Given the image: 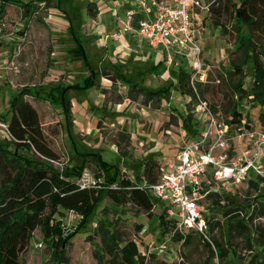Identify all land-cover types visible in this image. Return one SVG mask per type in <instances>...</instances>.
<instances>
[{
  "label": "rangeland",
  "instance_id": "obj_1",
  "mask_svg": "<svg viewBox=\"0 0 264 264\" xmlns=\"http://www.w3.org/2000/svg\"><path fill=\"white\" fill-rule=\"evenodd\" d=\"M18 1L32 3V7L24 16L22 8L6 6L5 16L10 20L7 21L5 36L0 44V119L9 121V101L23 87H29L33 94L38 92L43 95L44 99L41 100L31 97H26V100L36 108L43 133L59 156V161L54 162L55 166H65L69 157L71 165H74L82 164L85 159L97 161L99 156L102 162L112 167L108 176L114 175L118 169L119 176L132 181L142 172V163L150 159L155 161L158 168L164 169L189 140L182 128L187 114L192 113L193 119L200 124L196 120V109L203 101L207 109L209 107L224 121L234 120L232 111L235 110L248 129L259 130L260 125H264L260 119L264 106L253 100V93L240 98L242 93L234 89L233 84L241 76L229 74L228 68L231 62L239 61L241 55L234 52V34L229 21L223 22L226 24V32L222 33L210 20L208 12L195 11L200 19H206L204 31L200 30L196 22L193 28L204 46L203 59L212 68L209 83L196 88L198 93L200 91L197 101L191 103L189 96L173 90L171 85L176 86L179 77L178 67L188 69L187 61L175 58L178 66L163 65V71L168 73H165L163 87L171 91L167 92L160 104H148L140 95H137L135 102L127 99V91L120 87L113 89L110 86L104 91L98 86L95 90V31L92 26H95L97 16V0H56V3L54 0ZM200 1L206 5L216 0ZM118 14L125 16V13ZM111 18V11L102 17L107 23L111 22ZM105 33H110V30H105ZM79 43L84 57L79 55L82 59L76 65L77 56L73 50ZM260 63L264 66V55L260 56ZM75 66L79 69H75ZM105 66L107 63L103 64ZM251 68L250 63L243 67L242 89L246 93L254 85ZM90 72L94 80L92 87H72L77 84L82 86ZM103 76L106 78L110 75L104 71ZM155 79L159 86L160 79L153 77L152 81ZM215 79H219L220 83H212ZM58 89L65 93L66 100L70 97L78 102L75 113L82 116L86 113V120L77 122L75 117L74 123L73 119L70 125L66 122L62 105L53 103ZM104 98L113 104L116 101L122 102V115H108L109 118L104 119L99 112L96 113L95 102L99 109H114L103 102ZM21 155L29 156L27 152H21ZM87 165L83 175L87 179H100L104 182L105 174L100 167L92 162ZM155 173L158 175L159 170ZM257 181L245 182L238 189L221 188L220 192L225 193V196L216 195L202 201L206 217L212 218L215 223L212 237L228 251L227 262L234 259L240 264H255L264 247V218L247 221L252 208L258 206L260 195H264V183ZM164 207L169 205L157 203L151 211L145 212L130 203L114 206L108 199H104L94 214L93 222L87 223L61 247L50 244L44 239L42 231L37 229L28 248L22 253L21 261L23 264H129L121 249L134 244L138 249L136 264H219V250L214 245L207 247L201 237L188 234L191 236L189 243L175 241L172 236L177 233H173L170 222L165 229L167 234H163L162 219L165 222L171 220L166 216ZM170 208L176 211L174 207ZM232 217L233 221L245 219L251 227L252 235L246 232L243 236H237L233 231L232 236L228 237L227 223ZM56 218L60 220L64 237L72 235L80 221L71 214ZM104 224L115 232V242L110 241V234L106 232ZM248 235L252 241L247 240Z\"/></svg>",
  "mask_w": 264,
  "mask_h": 264
},
{
  "label": "trees",
  "instance_id": "obj_2",
  "mask_svg": "<svg viewBox=\"0 0 264 264\" xmlns=\"http://www.w3.org/2000/svg\"><path fill=\"white\" fill-rule=\"evenodd\" d=\"M54 1L56 3V0ZM7 5H16L22 8L24 16H27L29 8L32 7V3L0 0V20ZM207 5L210 20L221 29L222 33L226 32V24L223 22H230L234 34L233 49L234 52L241 55L240 60L231 62L230 68H228L229 74L241 76L233 84L235 91L242 93L240 98L253 93V100L264 106V66L260 63V56L264 55V0H216ZM73 52H76V49ZM249 63L252 67L254 85L246 93L242 89V74L243 67ZM188 80L189 73L180 68L179 88L181 93L189 95L191 103H194L196 94L189 87ZM93 85L92 73L84 79L82 86L77 84L72 87L88 89ZM138 91L147 100L155 95L153 92L142 89ZM163 92H168V89H164ZM56 93L57 96L53 99V103L62 105L64 117L70 125V99L66 100L65 93L59 89ZM26 97L34 98V100L44 99V96L38 92L33 94L29 87H23L18 91L9 101L10 119L7 123L10 136L0 141V264H23L21 255L28 248L32 235L37 229L42 231L46 241L55 247H61L66 240L72 239L87 223L93 222L94 214L104 199H108L114 206L130 203L145 212L151 211L157 205L158 202L151 199L143 189V185L140 184L141 181H146L148 184H153L156 181L158 175L155 171L159 170L160 172V167H157L153 159L142 163L143 170L134 177V181L119 176L118 169L114 175L108 176L107 173L112 167L102 162L99 156L98 162L95 159L92 161L85 159L82 164L74 165H71L68 156L65 166H55L54 162L59 161V156L43 133L36 108L26 100ZM45 98L49 99V97ZM232 114L233 122L238 123L241 115L235 110L232 111ZM260 119L261 122H264V113L260 114ZM193 121L192 115L189 114L182 123L189 138L195 137L198 132V123H193ZM67 127L69 126L67 125ZM21 152H27L29 156H22ZM90 162L100 167L101 172L103 171L104 182L98 183V188L93 186L80 188L77 181ZM97 178L100 176L98 175ZM216 195L225 196V193L221 192L213 196ZM258 201V206L252 208L248 216V222L264 218L263 194L260 195ZM67 214L75 215L80 221L75 232L64 237L65 232L63 233L60 220H57L56 216L64 218ZM232 219L233 217L227 223L228 237L232 236L233 231L237 236H243L246 232L252 235L251 227L245 219L239 218L234 221ZM168 222L162 219L164 235L167 234L165 229ZM104 226L106 232L110 234V241L115 242L117 240L115 232L106 224ZM214 226L215 223L211 226V232ZM249 235L247 240L252 241ZM172 237L175 241H183V244L189 243L191 239L190 235L183 237L175 234ZM211 240L215 248L219 250L217 253L219 264H240L234 259L227 262V249L221 246L212 237V234ZM203 242L207 247L210 246L207 242ZM121 251L129 264H136L135 256L138 254L136 245H126ZM259 254L260 257L255 264H264V247Z\"/></svg>",
  "mask_w": 264,
  "mask_h": 264
},
{
  "label": "built area",
  "instance_id": "obj_3",
  "mask_svg": "<svg viewBox=\"0 0 264 264\" xmlns=\"http://www.w3.org/2000/svg\"><path fill=\"white\" fill-rule=\"evenodd\" d=\"M130 1L138 10L126 12V28L150 48L162 49L168 67L174 63L171 52L189 63L188 83L196 102V88L209 83L212 68L203 59V47L193 26L195 11L207 12L208 5L200 0ZM5 14L6 10L0 20V44L10 20ZM199 104L196 120L200 128L196 136L185 142L166 168L160 167L153 184L144 181L142 185L151 199L169 205L164 212L171 218L174 234H194L213 246V221L206 217L202 201L220 194L221 188L238 189L252 177L264 183V129H248L242 119L238 123L233 119L224 121L208 110L204 101ZM7 136L8 123L0 119V141ZM98 183L100 179H87L86 175L77 182L80 188H98Z\"/></svg>",
  "mask_w": 264,
  "mask_h": 264
},
{
  "label": "crops",
  "instance_id": "obj_4",
  "mask_svg": "<svg viewBox=\"0 0 264 264\" xmlns=\"http://www.w3.org/2000/svg\"><path fill=\"white\" fill-rule=\"evenodd\" d=\"M133 9L138 10L137 6L133 5L130 0H97L95 3V16L96 14L97 16L95 17V26H92L93 31H95V90H97L98 86H100V89H103L104 91L108 90L110 86L113 89L120 87L121 89L127 91V99H131L132 102H135L139 95L144 97V95L138 91L139 89H142L147 92L155 93V95L151 96L152 98L150 100H147L144 97L148 104L149 102L160 104L163 97L167 94V92H163V82L165 79V73H167L163 71L165 55L162 49L150 48L145 41L138 37L136 33L126 28V12L132 11ZM109 11L112 13V18L111 22L107 23V20L105 21L102 19V17H105L106 14H109ZM104 12L105 14H103ZM119 12L125 13V16H119ZM194 22L200 26L201 31L206 29L205 17L204 19H200L197 15L195 16ZM108 29L110 30V33L106 34L105 30ZM202 47L204 48V46ZM75 49V56H77L75 58V63L78 65L82 59L78 56L80 53H82L83 56L84 51L80 43L77 44ZM171 56L173 57L174 61L175 58H180L177 57L174 52H171ZM211 57H213V55ZM180 59L184 61L182 58ZM177 62L178 61H175L172 65L179 64ZM104 63H107V66L103 67ZM87 64L89 65L88 62ZM182 64L183 63H181V65ZM187 65L189 67V63H187ZM74 68L79 69L81 68V65H79V68L77 66ZM180 68L184 70L183 66ZM180 68L178 67L177 71H179ZM104 71L109 73L110 76H105L106 78H102L104 77ZM185 71L188 72V69ZM91 74L92 72H90L87 77H89ZM153 77L160 79L159 86L157 85L156 79L152 81ZM97 78L98 80H96ZM171 86L173 90L182 95H186L181 93L178 79L176 80V86ZM169 91H171V89H168V92ZM68 98L70 99V113L72 117L71 122L72 119V123L75 122V117L78 119L77 122L83 121V119L86 120V113H84V116L80 114L76 115L75 113V108L78 106V102L76 101V103L72 98ZM103 102H107L108 105L114 107L113 110H109L105 107H101V109H99L97 102H95V112H99L102 116H104V119H106V117L109 118L108 115L114 117L122 115L124 106L122 102L116 101L113 104V102L107 101L105 98ZM188 115L189 114H187V116ZM95 119L97 120L96 117ZM193 120V123H196L195 118ZM259 129H264V125H260ZM183 131L187 135L184 128ZM96 132L97 128L95 126V134ZM250 180L257 181L258 179L252 177Z\"/></svg>",
  "mask_w": 264,
  "mask_h": 264
}]
</instances>
